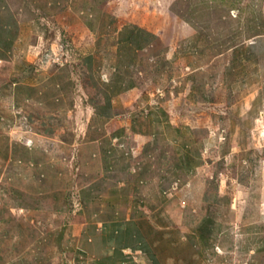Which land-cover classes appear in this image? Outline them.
Returning a JSON list of instances; mask_svg holds the SVG:
<instances>
[{
  "label": "rangeland",
  "instance_id": "1",
  "mask_svg": "<svg viewBox=\"0 0 264 264\" xmlns=\"http://www.w3.org/2000/svg\"><path fill=\"white\" fill-rule=\"evenodd\" d=\"M174 1L0 0V264H264V0Z\"/></svg>",
  "mask_w": 264,
  "mask_h": 264
},
{
  "label": "trees",
  "instance_id": "2",
  "mask_svg": "<svg viewBox=\"0 0 264 264\" xmlns=\"http://www.w3.org/2000/svg\"><path fill=\"white\" fill-rule=\"evenodd\" d=\"M185 2L186 6L189 7V0H175L174 2L178 5V4H181L182 2ZM175 3L173 4L175 6ZM173 5H172V11H174V13L176 14H179L181 17L182 15L184 14H180L179 12H177L174 8H173ZM135 30H130V32L128 33V35L126 36L127 39H133L135 37V35H137V33H141V37H147V34L148 33L145 29L141 28V27H138V26H134ZM145 34V35H144ZM149 34V33H148ZM104 104H101L99 107H98V110H100L102 112V114H107L109 115V112H110V108H111V103H110V98L109 97H105L104 98Z\"/></svg>",
  "mask_w": 264,
  "mask_h": 264
},
{
  "label": "crops",
  "instance_id": "3",
  "mask_svg": "<svg viewBox=\"0 0 264 264\" xmlns=\"http://www.w3.org/2000/svg\"><path fill=\"white\" fill-rule=\"evenodd\" d=\"M130 247V249L131 250H134L135 252H142L143 251V253H144V250L146 251V247H141V246H136V245H133V244H124V245H122L121 247L123 248V247ZM105 249V248H104ZM118 250L119 249H114L113 248V246H112V248H111V250H108V253L110 254V253H113V254H115V253H117L118 252ZM262 253H264V246L262 247ZM261 253V255H263ZM105 254V252H101V255H104ZM257 255H260V254H257ZM149 258H146L148 261L146 262V263H144V262H141L140 264H164L163 262H161L162 260H160L156 255H154V257H153V255H151L150 256V253H148V255H147ZM173 258V257H172ZM105 259H108L107 257L106 258H104V260ZM111 259H113V258H111ZM141 259H142V256H141V258H140V261H141ZM145 259V258H144ZM143 260V259H142ZM101 261V260H100ZM171 264H173V263H171ZM176 264H180L179 262H176ZM183 264H185V263H183ZM251 264H260V258H259V256L255 259H253L252 260V262H251Z\"/></svg>",
  "mask_w": 264,
  "mask_h": 264
}]
</instances>
